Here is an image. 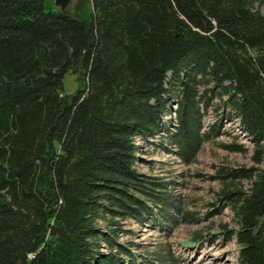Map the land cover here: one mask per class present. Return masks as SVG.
Segmentation results:
<instances>
[{
  "label": "trees",
  "instance_id": "trees-1",
  "mask_svg": "<svg viewBox=\"0 0 264 264\" xmlns=\"http://www.w3.org/2000/svg\"><path fill=\"white\" fill-rule=\"evenodd\" d=\"M88 2L77 15L0 0V264H121L122 221H158L170 203L136 170L135 139L160 130L189 163L220 134L202 130L214 101L254 164L222 174L237 263L264 264V0Z\"/></svg>",
  "mask_w": 264,
  "mask_h": 264
},
{
  "label": "rangeland",
  "instance_id": "rangeland-1",
  "mask_svg": "<svg viewBox=\"0 0 264 264\" xmlns=\"http://www.w3.org/2000/svg\"><path fill=\"white\" fill-rule=\"evenodd\" d=\"M78 2L83 4L79 10ZM44 3L52 10L77 15L83 9L88 10L89 4L88 0H44ZM255 8L264 15V6ZM61 82L63 94H73L82 86L78 74L69 71L63 74ZM214 104L203 115L202 130L213 123L220 134L205 140L189 163L177 157L173 145L166 143L165 133L160 130L150 142L135 139L136 170L157 183L153 193L168 194L170 203L159 199L154 205L164 212L158 221L150 218L120 221L121 229L115 238L119 245L129 249L127 257L122 254L121 264H238L237 245L230 232L234 227L232 214L227 202L220 199V191L222 174L254 165L250 158L251 143L238 129L237 118L232 113L224 118L222 114L226 111L217 101ZM175 106L172 103L170 115L162 118L161 130L168 119V124H175ZM235 185L246 190L248 182L243 179ZM97 224L103 228L100 219ZM100 249L102 253L115 251L104 244Z\"/></svg>",
  "mask_w": 264,
  "mask_h": 264
}]
</instances>
